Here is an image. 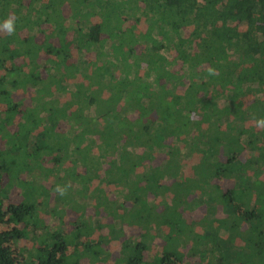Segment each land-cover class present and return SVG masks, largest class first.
Masks as SVG:
<instances>
[{
  "label": "trees",
  "instance_id": "1",
  "mask_svg": "<svg viewBox=\"0 0 264 264\" xmlns=\"http://www.w3.org/2000/svg\"><path fill=\"white\" fill-rule=\"evenodd\" d=\"M9 17L0 264H108L113 242V264H264V0H0Z\"/></svg>",
  "mask_w": 264,
  "mask_h": 264
},
{
  "label": "rangeland",
  "instance_id": "2",
  "mask_svg": "<svg viewBox=\"0 0 264 264\" xmlns=\"http://www.w3.org/2000/svg\"><path fill=\"white\" fill-rule=\"evenodd\" d=\"M139 29H143V26L139 27ZM43 32L46 33V32H49V31L48 30H43ZM2 34L4 35L3 32H2ZM24 34L27 35L26 31H24ZM39 40L42 41L43 37H39ZM20 65H24V62H20ZM86 83H87V85H89L90 84L89 80L86 81ZM52 97H54V95H52ZM59 98H57L55 96L52 99V100H54L53 102H55L56 106L63 104V100L59 99ZM0 113H1V116L4 117L3 111H0ZM19 121H20V114L17 113L11 118L10 123H9V127H7L3 131V133H1L0 142H5V139H4L5 136L15 135L17 133V131H18V122ZM40 127H41L40 125L37 126V128L34 130L35 133L38 130H40ZM46 181L48 182L49 179H47ZM228 183L230 184V183H232V181H229ZM222 185L224 187V184H222ZM3 193H7V195L10 193V190H9L8 186H5V189H4ZM51 207H55V205L52 204ZM94 212H95V210L88 211V212L84 213L85 217L88 220L93 221L97 217V215H95ZM158 214L160 216H162L164 214L163 208L158 209ZM146 215H147V213L145 212L144 216H146ZM79 216H81V215H79ZM203 216H204V211L200 212V210L197 209V210H194L192 212V214L191 213H186V217H187L186 221L189 224V223H192L193 219H197V218L201 219ZM77 217H78V215H76V213H73L71 210H64V211H62L60 213V218L64 222V225H65V227L67 229V231H66L67 233H71L72 230L74 229V221H76ZM157 218H160V217H157V215H156V216H154V218H151L150 222L148 223L149 226H145L144 228H132V227L126 228V236L128 238L132 237L133 239H138L139 236H141L143 233H148L149 232V233L152 234L154 229H155V226H156V224H155L156 222L155 221L157 220ZM102 225H103V228H101V230L100 229H96V231L90 232L87 235L86 234L83 235V237H84L83 240L86 242V244L87 243L88 244L100 243L105 238L106 234L109 232V229H110V227L108 226V225H110V222H108V219L106 218V216H104L103 219H102ZM200 228L201 227L198 226L196 230L199 231ZM166 230H168V229L166 228ZM187 231H188V229L186 230V232ZM161 244H162L161 242L158 243V244H156V242H155V244H153L151 246V248H152L151 251H152L153 255L157 256V255H159L162 252ZM239 244H240V242H239ZM163 246H164V242H163ZM241 247H238V250H242V251L245 250L243 248V245ZM102 248L105 249V252L108 253V255H110L111 253L112 254H117L118 253L119 244H117L116 242H113L112 244H110L109 247H106V245H104V247H102ZM106 249H108L109 251H106ZM176 249L178 250V253L184 252V251H182V248H180V246H177ZM111 255H110V259H109L108 264H113L111 262V260H112L111 259V257H112Z\"/></svg>",
  "mask_w": 264,
  "mask_h": 264
},
{
  "label": "clouds",
  "instance_id": "3",
  "mask_svg": "<svg viewBox=\"0 0 264 264\" xmlns=\"http://www.w3.org/2000/svg\"><path fill=\"white\" fill-rule=\"evenodd\" d=\"M0 32H6L8 35H12L15 32V22H14V18L9 17L6 20H4L2 23H0ZM209 74L210 75H214L215 74V70L210 69L209 70ZM255 126L258 129H264V118H260L255 120ZM67 187H70V185L68 186H57L55 191L56 193H58L59 195L63 196L66 194L67 192Z\"/></svg>",
  "mask_w": 264,
  "mask_h": 264
},
{
  "label": "crops",
  "instance_id": "4",
  "mask_svg": "<svg viewBox=\"0 0 264 264\" xmlns=\"http://www.w3.org/2000/svg\"><path fill=\"white\" fill-rule=\"evenodd\" d=\"M192 165H194V162H193V164ZM195 166V165H194Z\"/></svg>",
  "mask_w": 264,
  "mask_h": 264
}]
</instances>
